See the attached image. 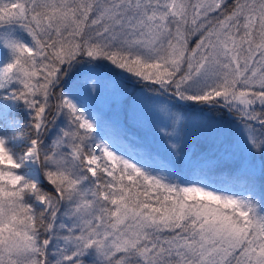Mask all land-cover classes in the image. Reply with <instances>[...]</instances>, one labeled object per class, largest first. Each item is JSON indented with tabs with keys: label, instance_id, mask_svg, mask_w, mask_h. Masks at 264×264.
<instances>
[{
	"label": "snow or ice",
	"instance_id": "obj_1",
	"mask_svg": "<svg viewBox=\"0 0 264 264\" xmlns=\"http://www.w3.org/2000/svg\"><path fill=\"white\" fill-rule=\"evenodd\" d=\"M0 264H264V0H0Z\"/></svg>",
	"mask_w": 264,
	"mask_h": 264
},
{
	"label": "rangeland",
	"instance_id": "obj_2",
	"mask_svg": "<svg viewBox=\"0 0 264 264\" xmlns=\"http://www.w3.org/2000/svg\"><path fill=\"white\" fill-rule=\"evenodd\" d=\"M97 106L102 110V112L112 118H119L120 120H127V128L129 133L133 134L135 137H138L143 147L150 149L153 152H159L161 155H166L163 143L155 136L151 134L147 130V126L141 125L134 121L133 119L126 116V112L120 100L111 94H105L97 101ZM138 118L140 120L147 121L149 119V114L146 109L138 110ZM187 119L190 122L189 135L186 141L195 139V138H203V136L208 135L209 138L213 141V144L221 147L219 140H213V137L216 135L215 133L209 134L207 131L200 132L191 126L192 121H200L203 120H215L216 118L209 117L206 113L201 114L199 112L187 111L185 113Z\"/></svg>",
	"mask_w": 264,
	"mask_h": 264
},
{
	"label": "trees",
	"instance_id": "obj_3",
	"mask_svg": "<svg viewBox=\"0 0 264 264\" xmlns=\"http://www.w3.org/2000/svg\"><path fill=\"white\" fill-rule=\"evenodd\" d=\"M216 116H218V114H216ZM187 148L196 152H200L203 150H213V147H211L209 144L200 142L194 143L193 147L187 146Z\"/></svg>",
	"mask_w": 264,
	"mask_h": 264
}]
</instances>
